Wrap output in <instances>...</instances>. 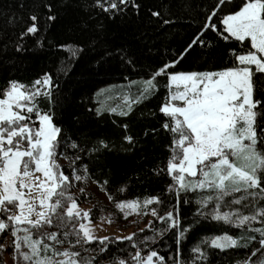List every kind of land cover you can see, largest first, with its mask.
Segmentation results:
<instances>
[{
  "label": "snow or ice",
  "instance_id": "obj_1",
  "mask_svg": "<svg viewBox=\"0 0 264 264\" xmlns=\"http://www.w3.org/2000/svg\"><path fill=\"white\" fill-rule=\"evenodd\" d=\"M19 9L0 10V56H13L7 64L44 51L46 41L67 55L55 74L41 71L31 83L8 79L0 88V234L11 237L0 241V250L11 247L13 264H212L216 250L231 249L247 250L236 264H264V0H208L195 16L190 0H32L26 14L21 0ZM70 16L75 18L49 39L50 30ZM117 20L129 31L113 53L101 38ZM17 27L18 35H9ZM85 35L87 41L79 39ZM28 37L36 38L31 47ZM98 43L106 45L105 56H119L125 71L144 75L134 96L137 81L129 80L115 96L97 90L88 98L95 106L88 107L83 96L77 104L80 92L66 85L77 61L86 63ZM102 62L104 57L95 61L98 67ZM162 87L157 109L146 114L156 125L146 126L142 136L129 134L127 123L120 125L125 134L119 146L69 135L87 127L93 114L129 117ZM115 98L121 103L108 104ZM157 147L167 156L128 180L149 179L150 172L170 182L142 199H118L127 182L109 190L110 155L143 148L147 158ZM61 158L68 161L67 172ZM90 183L129 225L152 219L127 235L97 236L96 206L82 209L72 192L78 188L80 197L91 199ZM113 215L99 219L111 224ZM210 225L223 234L185 247ZM233 229L237 235L229 234ZM113 246L127 255L105 259Z\"/></svg>",
  "mask_w": 264,
  "mask_h": 264
},
{
  "label": "trees",
  "instance_id": "obj_2",
  "mask_svg": "<svg viewBox=\"0 0 264 264\" xmlns=\"http://www.w3.org/2000/svg\"><path fill=\"white\" fill-rule=\"evenodd\" d=\"M207 2L208 0H190L192 15L195 16L197 12L201 11ZM20 3L21 0H0V10H3L4 12L16 11L19 13ZM23 3L25 4L24 11L26 14L32 0H23ZM74 18V16H70L57 24L48 33L49 39H55L61 33L63 25L70 22V20ZM92 23H94V21ZM2 24L3 18L0 17V25ZM13 31H15L18 35L20 28L17 27L14 30L9 29V35H11ZM127 31H129L128 25L121 24L117 20L115 23H109L108 33L105 37H102L101 40H107L109 44L112 45V47H109L108 50L115 53V46H119L121 44V38ZM113 33L115 35H113ZM89 35H91V33H89ZM35 39L36 38L33 37L26 38L28 47L32 46ZM79 39L87 41V35L81 36ZM129 42L131 43V41ZM45 43L46 48L44 51L37 54H25L23 57L19 58L15 64L6 63L7 61L13 59L11 53L0 56V88L6 85L8 79H18L24 83H31V81L41 73V71H50L55 74L60 59L67 54L65 52L58 51L55 48L49 49L47 47V41ZM105 46L106 45L103 43H98L94 51L89 50L87 52L86 63L82 61H77L76 63L75 70L72 73V79L68 82L66 87L74 86V90L80 92V96H77L76 98L77 104L81 103V96H83L84 100L82 103L86 104L88 107H94V102L90 101L88 98L91 97L97 90L106 89L107 94L113 96L117 92H122L125 89L123 88L118 90L117 87H119V85L129 82V80H140V77L144 75V73L138 69L133 70L129 68L125 71L124 66L120 63L118 55L114 54L112 56H105ZM162 51L163 50L161 49V52ZM141 54L143 55V53ZM101 57H104L106 62H102L98 67L95 61L99 60ZM150 58V56L145 57L144 62H147ZM125 77H127V79H125ZM137 87L131 89L133 96L136 94ZM164 94V89L162 87L159 95L144 104L136 106L133 113L127 118L119 117L114 114L109 115L108 113H105L102 118H97L93 114L88 119L87 127L82 128L78 133H69V135H73V138H77L84 134L93 138L102 137L109 141H114L119 146L122 136L125 134L123 128L120 127L123 123H127L129 125L128 132L134 137L142 136L143 130L146 126L156 125V121L149 120L146 114L149 109H157ZM113 102L114 101L111 103ZM42 107H46V105H42ZM142 112L145 113V116L143 117L141 116ZM113 121H115V123H113ZM57 123H59V121H57ZM152 143L153 141L149 138L147 145L151 146ZM145 151L146 150L143 148H137L134 152L129 154L117 153L110 155V162L113 166L114 175L111 178L109 190L114 192L115 187L122 186L123 182H127L125 193H116L118 199H132L136 197H140L142 199L146 195H154L163 191L165 183L170 182L167 176L159 179L151 178L150 172H148V176L150 177L149 179H144L142 177L141 180H128V177L132 176L133 173L147 171L161 158L167 156V152L163 150L162 147H157L154 152H148L147 158H145ZM68 153L69 156L72 155L71 149L68 150ZM61 164L65 166V170L67 172L68 161L64 160ZM93 173L95 179H100L101 181L104 179V177L97 173L95 169H93ZM92 184L94 183H90L89 186ZM72 192L77 195L79 204L88 201L93 205H96L93 211L92 219L97 220L100 207L95 202L96 198L94 197L93 192L91 190H86V196L90 194L91 199L80 197L78 188L74 187ZM164 210L166 211L167 208ZM194 210L195 205L192 206V211ZM185 211H187V209H185ZM161 214H163V212H161ZM223 231L224 230L220 229L219 226L213 227L210 225L207 228L199 230L192 237H190L188 244L185 247L187 248L188 245L196 243L197 240L203 236L223 234ZM228 231L229 234L232 235L238 234L234 229ZM5 240H11L10 233L7 235L0 234V241L4 242ZM64 247H68V245L65 244ZM160 251L161 254H168V250L166 248H162ZM246 252L247 250L245 249H231L225 253H220L219 250H216V253L212 256V264H236L237 261H242L246 258ZM114 255L126 256L127 253L118 252L113 246L110 247V251L105 256V259Z\"/></svg>",
  "mask_w": 264,
  "mask_h": 264
},
{
  "label": "rangeland",
  "instance_id": "obj_3",
  "mask_svg": "<svg viewBox=\"0 0 264 264\" xmlns=\"http://www.w3.org/2000/svg\"><path fill=\"white\" fill-rule=\"evenodd\" d=\"M135 81H137V85H134L132 88H136L137 86L140 87V83H139L140 80H135ZM117 88L118 90H121L123 88L125 89L128 88V82L122 85H119V87ZM112 101L114 102L111 103ZM119 103H121V98H115L113 100L108 101V104L113 105V106ZM59 162L63 163L64 159L61 158ZM86 190L88 191L91 190L93 192V195L96 198V201H95L96 204L99 207H103L104 209L103 213L101 211L99 212L97 220L92 219V224L95 226V234L97 236L127 235L129 232L135 231L136 228H143L145 224H147L148 220L152 219L151 216H148V217L143 218V220L138 222L136 225H129L128 222L125 221L118 212H116V210L113 207V204L107 200V196L98 188L96 184H92L90 186L88 185ZM79 206L82 209H90L96 205H93L92 203L85 201L79 204ZM109 213H114V215L112 216L111 224L107 222V219L105 221H101L99 219L101 215H104L107 218ZM136 219L140 220V218L138 217ZM4 242L8 243L10 242V240L8 241L5 240ZM0 264H13L11 247H9L7 251L0 250Z\"/></svg>",
  "mask_w": 264,
  "mask_h": 264
}]
</instances>
